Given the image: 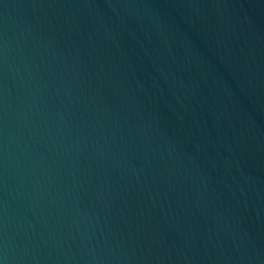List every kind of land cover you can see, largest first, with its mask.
I'll list each match as a JSON object with an SVG mask.
<instances>
[{
	"label": "water",
	"instance_id": "1",
	"mask_svg": "<svg viewBox=\"0 0 264 264\" xmlns=\"http://www.w3.org/2000/svg\"><path fill=\"white\" fill-rule=\"evenodd\" d=\"M0 264H264V0H0Z\"/></svg>",
	"mask_w": 264,
	"mask_h": 264
}]
</instances>
